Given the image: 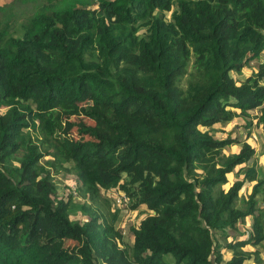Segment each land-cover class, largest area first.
I'll return each mask as SVG.
<instances>
[{"label":"trees","instance_id":"obj_1","mask_svg":"<svg viewBox=\"0 0 264 264\" xmlns=\"http://www.w3.org/2000/svg\"><path fill=\"white\" fill-rule=\"evenodd\" d=\"M262 55L264 0L0 5V264H259L256 150L211 129L250 110L264 128V60L233 76ZM113 190L146 212L127 239Z\"/></svg>","mask_w":264,"mask_h":264},{"label":"rangeland","instance_id":"obj_2","mask_svg":"<svg viewBox=\"0 0 264 264\" xmlns=\"http://www.w3.org/2000/svg\"><path fill=\"white\" fill-rule=\"evenodd\" d=\"M14 0H0V5L9 4ZM95 6V4H93ZM264 55H262L258 59L252 60L249 65L245 66L240 73L236 74L233 73V76L237 78L238 83H241L245 78L250 76L253 71L257 70V65H259L260 62H263ZM188 80V76H185L181 79V86L185 87ZM3 112V111H2ZM251 114L250 118H241V117H235L231 122H225V123H219L212 127L211 131L212 133L219 138H225L228 134L232 138H238V139H244L248 135L249 137L247 139L248 142L251 143L252 146H254L256 150L255 160L257 163V170L259 172V177L264 179V128L262 126L256 127L255 126V114L256 110H250ZM245 124H251V125H245ZM248 126V127H247ZM247 127V128H246ZM72 136L75 138L79 137L76 132L72 133ZM240 148V144H232L226 148H224L225 153H233L237 152ZM239 176L231 175L229 176V180L235 181L236 179H239ZM54 182L57 186V196L67 198V195L71 193L74 195L73 201L81 202L82 199H79L76 196L75 189L77 187V181L74 178L72 174L59 172L54 176ZM227 186V185H225ZM251 186H247L244 190L240 192L241 198H244L245 195H247L250 191ZM121 195H124L122 192H118L117 190L109 191L104 196L107 198V200H101V207L104 208V213L107 214V212H112L113 210L119 208V216L115 222L116 226H120L122 228V233L124 234L125 238L127 239L129 236L128 228L131 224H138L139 221L146 215V212L144 209H141L139 211H129L126 208V204L117 203L116 199H118ZM125 196V195H124ZM128 200V199H127ZM259 203L258 206L263 210L264 212V193H261L259 195ZM80 206L78 204H74L70 209V217L74 220H83V214L80 210ZM108 209V210H107ZM251 219L246 218L243 222L239 223L237 225V228L244 232V230H248L250 228ZM251 248V247H250ZM253 249V248H252ZM259 250V256H260V262L259 264H264V243L257 247ZM229 252H224V259L227 260L229 258ZM250 262H252V259H250Z\"/></svg>","mask_w":264,"mask_h":264},{"label":"built area","instance_id":"obj_3","mask_svg":"<svg viewBox=\"0 0 264 264\" xmlns=\"http://www.w3.org/2000/svg\"><path fill=\"white\" fill-rule=\"evenodd\" d=\"M263 85H264V81H263V83H262ZM116 201H117V203H123V204H126V206L128 205V200H127V198H126V196H124V195H121L118 199H116Z\"/></svg>","mask_w":264,"mask_h":264}]
</instances>
